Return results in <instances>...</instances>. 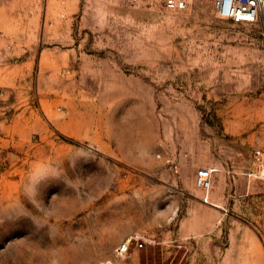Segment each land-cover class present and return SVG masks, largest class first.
I'll use <instances>...</instances> for the list:
<instances>
[{
    "label": "rangeland",
    "instance_id": "374dc122",
    "mask_svg": "<svg viewBox=\"0 0 264 264\" xmlns=\"http://www.w3.org/2000/svg\"><path fill=\"white\" fill-rule=\"evenodd\" d=\"M263 33L264 0H0V264H264ZM180 156L226 174L221 220L162 175Z\"/></svg>",
    "mask_w": 264,
    "mask_h": 264
},
{
    "label": "built area",
    "instance_id": "2783aa9c",
    "mask_svg": "<svg viewBox=\"0 0 264 264\" xmlns=\"http://www.w3.org/2000/svg\"><path fill=\"white\" fill-rule=\"evenodd\" d=\"M163 8L173 12L186 10L192 0H157ZM213 7L217 17L240 23H257L262 14L263 0H213ZM264 34V33H263ZM259 75L264 78V65L259 69ZM252 160L256 165L254 176L264 180V147L253 151ZM214 169L208 166L196 168L193 177V186L204 192L202 198L207 202V194L212 185V173ZM156 240L151 236L133 233L125 237L116 247L117 255H126L130 247L143 248L147 244H153Z\"/></svg>",
    "mask_w": 264,
    "mask_h": 264
},
{
    "label": "crops",
    "instance_id": "0c3cea01",
    "mask_svg": "<svg viewBox=\"0 0 264 264\" xmlns=\"http://www.w3.org/2000/svg\"><path fill=\"white\" fill-rule=\"evenodd\" d=\"M188 154H190V151H188ZM198 167L201 166L195 161L180 156L174 161L173 165L168 166L166 170L162 171V175H166L167 177L172 175L173 184L176 185L182 180L184 186L190 189L193 186L194 173ZM211 168H213L214 171L212 173V185L207 194V203L211 205V218L213 220L218 219L217 221H219L226 212V205L222 202L226 195L223 193L221 186L222 182L225 181L226 174L224 175L223 172L221 173V170L216 165ZM223 170L225 172V169ZM185 205L184 209L186 213L178 221V230H180L181 236L185 242H191V240L193 242V240L198 239L197 227L201 224V220L198 213L191 208L189 202H186ZM133 250L136 249L133 248Z\"/></svg>",
    "mask_w": 264,
    "mask_h": 264
}]
</instances>
